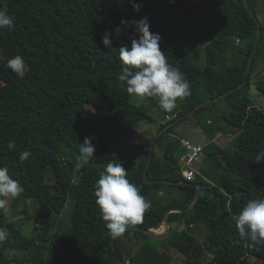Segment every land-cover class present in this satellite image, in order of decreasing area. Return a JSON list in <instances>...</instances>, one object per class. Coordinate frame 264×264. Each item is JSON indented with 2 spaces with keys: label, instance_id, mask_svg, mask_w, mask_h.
<instances>
[{
  "label": "trees",
  "instance_id": "trees-1",
  "mask_svg": "<svg viewBox=\"0 0 264 264\" xmlns=\"http://www.w3.org/2000/svg\"><path fill=\"white\" fill-rule=\"evenodd\" d=\"M136 2L143 5L139 13L131 0H0V8H6L15 20L12 30H0L4 53L0 60V166L7 167L20 182L22 196L38 206L32 215L36 230L32 236L22 231V224L31 218L26 205H15V215L24 213L23 219L10 218L0 210V227L10 232L0 242V264H172L171 255L160 251L156 243L177 237L179 231L173 229L168 237L159 239L139 228L161 231L166 212L190 206L198 184L202 189L194 207L169 214L172 225L181 220L186 224L184 239L177 243L185 256L183 264H255L251 256L264 261V247L236 243L235 228V216L244 204L264 199V163L254 159L264 151V107L251 96L254 81L264 96V76H254L259 57L264 60V23L258 18L264 0ZM144 16L150 20V30L161 35L160 47L168 63L179 68L191 87V95L167 112L174 117L162 128L206 99L217 97L214 91L223 95L244 82L261 25L245 85L224 99L227 107L222 119L228 127L221 132L231 129L232 140L226 146L205 143L201 171L191 180L180 170L183 137L174 134L176 123L156 139L149 167V148L162 128L143 144V151L141 145L127 144L140 122L155 120L118 79L122 71L119 47L130 46L133 34L124 30L117 35L115 29L122 19ZM106 32L112 33V49L103 46ZM14 55L23 56L29 66L23 79L6 67L7 59ZM143 99L159 106L154 98ZM208 121L199 118L197 125L210 130ZM112 133L115 137H110ZM86 137L93 138L95 158L75 171ZM111 139L121 153H137L135 159L127 158V179L152 205L143 223L129 226L123 236L114 239V245L94 195L101 173L98 166L120 158L121 153L113 152ZM12 140L15 150L7 147ZM24 150L32 156L21 162L19 155ZM48 170L52 183L46 180ZM176 188L182 190V199L176 197ZM67 203L70 223L58 228L52 215L60 214ZM195 225L208 230L202 240L187 231ZM10 251L16 253L14 257ZM207 255L210 258L205 260Z\"/></svg>",
  "mask_w": 264,
  "mask_h": 264
},
{
  "label": "clouds",
  "instance_id": "clouds-1",
  "mask_svg": "<svg viewBox=\"0 0 264 264\" xmlns=\"http://www.w3.org/2000/svg\"><path fill=\"white\" fill-rule=\"evenodd\" d=\"M131 3L134 11L139 13L143 5L136 0H131ZM14 26V17L6 8H0V30L10 31ZM121 26L115 29L117 35L129 30L133 38L130 46L123 44L119 47L122 71L118 79L126 83L129 96L154 98L162 110L172 112L177 107L178 100L191 95L190 82L179 68L168 63L166 53L160 47L162 37L150 30L151 24L147 16L140 20L122 19ZM111 36V32L104 33V48H113ZM2 59L4 53L0 50V60ZM6 67L20 79L30 71L21 55L7 59ZM92 139L86 137L81 143L79 157L74 165L75 171L95 158L96 147ZM7 147L15 150L16 142L9 141ZM31 156V151L24 150L20 153L19 160L24 162ZM254 159L256 163H264V151H260ZM127 175L123 161H109L94 184L95 204L113 239L123 236L129 226L143 223L144 214L152 206L151 201L141 194V189L127 179ZM22 190L20 182L11 177L9 169L0 166V210L6 213L9 201L17 199ZM235 228L239 238L236 243L245 242L250 247H264V199L247 201L235 216ZM9 236V230L0 227V242Z\"/></svg>",
  "mask_w": 264,
  "mask_h": 264
},
{
  "label": "rangeland",
  "instance_id": "rangeland-1",
  "mask_svg": "<svg viewBox=\"0 0 264 264\" xmlns=\"http://www.w3.org/2000/svg\"><path fill=\"white\" fill-rule=\"evenodd\" d=\"M259 20L263 21L264 23V2H262L260 9H259ZM255 78H262L264 76V60L259 57L258 64L255 69L254 73ZM256 81L253 82L252 84V98L256 100V103L260 106L264 107V96L260 95L258 91L255 88ZM221 91H214L215 96L221 95ZM225 99V98H224ZM222 99L217 101V103L204 112H201L200 114H191L180 121H178L175 126L173 127V130L175 131L174 134L178 137H184L188 139L191 142L194 143H201L205 144L209 141H214L215 143L221 145V146H226L230 143L232 140V133L233 131L231 129H228V133H223L221 130L224 129V127H228L226 122L222 119V115L227 107V102ZM138 103L144 104L150 115L153 116L154 122L150 121H142L136 126V134H131L130 137L128 138L127 144L128 145H141L142 148L140 150H145V147H143L145 143L150 141L154 136L156 135V132L162 128L163 124L166 123L167 120L171 119L174 117L172 114L167 115V112L162 110L158 105L152 104L145 99H140L136 98ZM204 117L208 121V124L210 125V130H204V128L200 125H197V121H199V118ZM110 137H115L114 134H110ZM113 152L116 155H119L121 153V147L117 144V142L114 139L110 140ZM156 151L158 154H162V151L160 152L159 148L156 147ZM136 152L133 150L125 151L120 154V158L117 160V162L123 161L124 162V167L126 164V161L128 156L132 157L133 159L136 158ZM105 164H101L98 166L100 171L102 172L105 168ZM49 174H51L50 170L47 171L46 175V180L49 183H52V181L49 179ZM164 190L167 192L169 187L165 186L163 187ZM166 196H168V193H165ZM176 197L179 199H182L183 197V192L182 190L176 188ZM15 205H20L19 208H22L24 205L27 206V211L28 215L31 216V218L22 224V231L26 236H32L35 234L36 230L34 227V219L32 218V215L34 214L35 210L38 208L36 202H34L32 199H26L25 197L22 196V193L20 196L12 201H9L8 203V208H7V214L10 216V218L13 219H23L24 218V213H18L15 215ZM70 203H67L63 209V211L60 214L54 213L52 215V220L54 221L55 225L58 228H62L65 226V224L70 223L69 215H70ZM171 225V231L170 233L166 236L168 237L172 230L179 231L177 234V237H171L168 238L167 240L157 242L156 245L160 251H166L168 252L171 257H172V264H183L185 260L184 254L179 250V247L177 246V243H180L184 238L185 234L183 233V229L186 228V224L182 222H174L173 225ZM165 228H161V232H165ZM187 231H189L194 238L198 239H203L205 234L208 233L207 228H205L202 225H195V226H190L187 228ZM165 237V238H166ZM164 239V238H163ZM184 244V243H181ZM98 252L97 250H95ZM15 252L10 251V256L14 257ZM210 256L207 255L205 257V260L209 259ZM251 260L255 264H264V261L260 258H257L255 256H251ZM16 264V263H13Z\"/></svg>",
  "mask_w": 264,
  "mask_h": 264
},
{
  "label": "water",
  "instance_id": "water-1",
  "mask_svg": "<svg viewBox=\"0 0 264 264\" xmlns=\"http://www.w3.org/2000/svg\"><path fill=\"white\" fill-rule=\"evenodd\" d=\"M257 19V18H256ZM260 35H261V25L259 24V28H258V35H257V38H256V41L254 43V47L252 49V52H251V55L249 57V61L247 63V67H246V71H245V80L244 82L239 85L238 87L234 88V89H230L228 92H225L223 95L221 96H217V97H213V98H209V99H206L205 101L201 102L198 106H196L194 109L190 110L188 113L176 118L174 121L168 123L164 128H162L159 133L156 135L155 139L152 140V144L149 148V151H150V157H149V162H148V165L147 167L150 166V163H151V160H152V156H153V145L154 143L156 142V139L165 132L166 129H168L169 127H171L172 125H174L175 123H177L178 121H180L181 119L195 113L200 107L208 104V103H211V102H214V101H219L221 99H224L229 93L235 91V90H239L240 88H242L244 85H245V81H246V78L248 76V73H249V69L251 67V64H252V61H253V58H254V54L256 52V49H257V46H258V43H259V40H260ZM145 176V179H146V174L144 175ZM158 182L162 181V180H156ZM167 182H170L172 183V181H168L166 180ZM151 182V181H150ZM201 189H202V185L201 184H198V189H197V193H196V197H195V200L193 201V203L186 207V208H182V207H172L170 208L166 214H165V222H164V230H166L164 233L159 231L160 229H153V228H149V229H143V228H139L141 230H144L146 233H148L149 235H151L152 237H155V238H159V239H163L165 238L171 231V222L169 220V214L171 212H183V211H187V210H190L194 207V205L196 204V202L198 201L199 197H200V194H201ZM113 241V245H114V239L112 240ZM122 264H125L122 262Z\"/></svg>",
  "mask_w": 264,
  "mask_h": 264
},
{
  "label": "built area",
  "instance_id": "built-area-1",
  "mask_svg": "<svg viewBox=\"0 0 264 264\" xmlns=\"http://www.w3.org/2000/svg\"><path fill=\"white\" fill-rule=\"evenodd\" d=\"M181 147L178 158L182 176L188 180L194 179L201 171L205 144L194 143L183 137Z\"/></svg>",
  "mask_w": 264,
  "mask_h": 264
}]
</instances>
